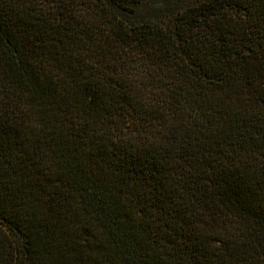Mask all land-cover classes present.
Instances as JSON below:
<instances>
[{
    "label": "trees",
    "instance_id": "16d2710c",
    "mask_svg": "<svg viewBox=\"0 0 264 264\" xmlns=\"http://www.w3.org/2000/svg\"><path fill=\"white\" fill-rule=\"evenodd\" d=\"M0 264H264V0H0Z\"/></svg>",
    "mask_w": 264,
    "mask_h": 264
}]
</instances>
